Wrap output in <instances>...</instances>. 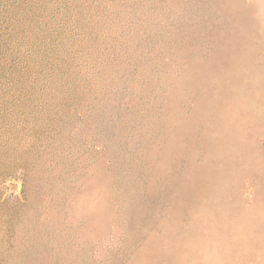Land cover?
I'll use <instances>...</instances> for the list:
<instances>
[{"label":"rangeland","instance_id":"1","mask_svg":"<svg viewBox=\"0 0 264 264\" xmlns=\"http://www.w3.org/2000/svg\"><path fill=\"white\" fill-rule=\"evenodd\" d=\"M0 264H264V0H0Z\"/></svg>","mask_w":264,"mask_h":264}]
</instances>
